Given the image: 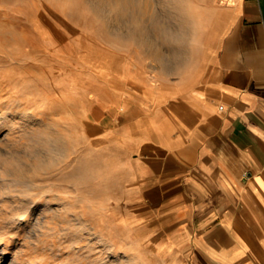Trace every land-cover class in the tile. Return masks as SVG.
Here are the masks:
<instances>
[{"label": "rangeland", "instance_id": "374dc122", "mask_svg": "<svg viewBox=\"0 0 264 264\" xmlns=\"http://www.w3.org/2000/svg\"><path fill=\"white\" fill-rule=\"evenodd\" d=\"M236 1L0 0V264L168 260L122 172L125 94L196 68Z\"/></svg>", "mask_w": 264, "mask_h": 264}, {"label": "crops", "instance_id": "0c3cea01", "mask_svg": "<svg viewBox=\"0 0 264 264\" xmlns=\"http://www.w3.org/2000/svg\"><path fill=\"white\" fill-rule=\"evenodd\" d=\"M134 77L121 166L164 264H264V0H237L196 68Z\"/></svg>", "mask_w": 264, "mask_h": 264}]
</instances>
